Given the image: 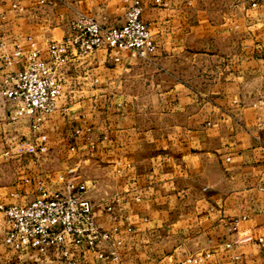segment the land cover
Here are the masks:
<instances>
[{
  "label": "crops",
  "instance_id": "1",
  "mask_svg": "<svg viewBox=\"0 0 264 264\" xmlns=\"http://www.w3.org/2000/svg\"><path fill=\"white\" fill-rule=\"evenodd\" d=\"M132 1L0 0V81L26 67V57L7 64L18 45L27 54L33 40L46 57L81 13L119 26ZM142 3L157 51L74 58L38 129L0 93V204L78 175L116 240L115 256L86 251L80 264H264V109L253 105L264 95V3ZM23 140L38 152L20 151ZM8 229L0 211V264H69L56 250L8 248Z\"/></svg>",
  "mask_w": 264,
  "mask_h": 264
},
{
  "label": "built area",
  "instance_id": "2",
  "mask_svg": "<svg viewBox=\"0 0 264 264\" xmlns=\"http://www.w3.org/2000/svg\"><path fill=\"white\" fill-rule=\"evenodd\" d=\"M262 3L264 0H250L253 7ZM143 11L142 0H133L125 23L119 26H105L93 16L81 13L71 22L67 35L48 42L46 57L33 40V49L27 54L18 45L14 55L7 58V64L26 57L27 65L22 70L6 72L0 81V93L15 103L14 117L31 115L35 118L33 127L38 129L44 117L59 108L66 94V68L74 58L90 57L101 49L129 51L143 59L152 56L158 45L143 20ZM253 105L264 109V95ZM24 149L38 152L36 145L23 140L20 151ZM57 183L55 189L40 184V194L32 201L0 204L9 224L4 238L6 246L18 252L56 250L69 264H80L79 257L86 251L96 252L98 258L115 256V252L109 253L107 249L114 247L116 240L98 224L87 182L78 175L61 174Z\"/></svg>",
  "mask_w": 264,
  "mask_h": 264
},
{
  "label": "rangeland",
  "instance_id": "3",
  "mask_svg": "<svg viewBox=\"0 0 264 264\" xmlns=\"http://www.w3.org/2000/svg\"><path fill=\"white\" fill-rule=\"evenodd\" d=\"M222 1H230V2L234 3L235 5L243 6V4L245 2H248L249 0H222Z\"/></svg>",
  "mask_w": 264,
  "mask_h": 264
}]
</instances>
